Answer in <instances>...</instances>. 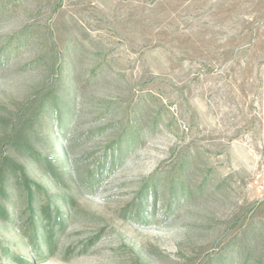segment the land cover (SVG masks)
<instances>
[{
    "label": "rangeland",
    "instance_id": "obj_1",
    "mask_svg": "<svg viewBox=\"0 0 264 264\" xmlns=\"http://www.w3.org/2000/svg\"><path fill=\"white\" fill-rule=\"evenodd\" d=\"M16 258L264 264V0H0Z\"/></svg>",
    "mask_w": 264,
    "mask_h": 264
},
{
    "label": "trees",
    "instance_id": "obj_2",
    "mask_svg": "<svg viewBox=\"0 0 264 264\" xmlns=\"http://www.w3.org/2000/svg\"><path fill=\"white\" fill-rule=\"evenodd\" d=\"M51 112V113H55V114H57L58 112H61V109H60V107H59V105L57 104V102L56 101H54L53 100V102H51V103H49V104H45V102H41L40 103V107H39V112H40V114H44V115H46L47 114V112ZM57 123H59V127H61L60 126V124H61V122H62V117L59 115V116H57ZM47 123H49V121H47ZM43 164H45V165H48L49 164V161L48 160H43ZM22 180V179H21ZM25 179L23 178V181H24ZM24 187H25V190L28 192V195H29V198H31V196H32V190H35V191H39V189H40V187L39 186H37L36 184H33L32 186H29L27 183H26V180H25V185H24ZM141 206V205H140ZM139 208H141V207H139ZM47 212L48 211H42L41 212V215H46L47 214ZM4 214V213H3ZM141 217V216H140ZM16 261H17V263H21V264H27L26 262H23V261H21L20 259H18V258H16Z\"/></svg>",
    "mask_w": 264,
    "mask_h": 264
}]
</instances>
